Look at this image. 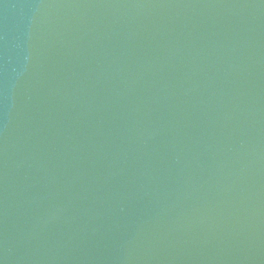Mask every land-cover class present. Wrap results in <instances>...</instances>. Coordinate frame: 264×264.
<instances>
[{
    "label": "water",
    "instance_id": "95a60500",
    "mask_svg": "<svg viewBox=\"0 0 264 264\" xmlns=\"http://www.w3.org/2000/svg\"><path fill=\"white\" fill-rule=\"evenodd\" d=\"M0 264H264V0H0Z\"/></svg>",
    "mask_w": 264,
    "mask_h": 264
}]
</instances>
